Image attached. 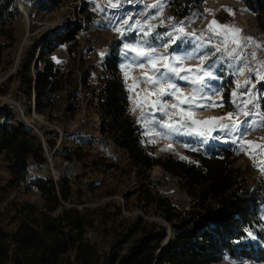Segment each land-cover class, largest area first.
<instances>
[{
    "label": "rangeland",
    "instance_id": "1",
    "mask_svg": "<svg viewBox=\"0 0 264 264\" xmlns=\"http://www.w3.org/2000/svg\"><path fill=\"white\" fill-rule=\"evenodd\" d=\"M34 5L33 15L36 20L48 21L58 18L55 26H65L68 19H76L77 13L84 6L86 12L81 14L85 28L78 33V46L70 53V43L59 44L58 47L46 59L51 60L56 66L62 68H77L76 77L80 83L81 69L87 66H99L102 59L114 49L119 55V68L124 78V72L121 69L122 64L130 63L121 55V50L125 43H136L140 38L139 29L129 31L123 20L128 19L129 24H134L140 20L142 25H157L155 33L163 34L170 30L171 23H182L185 31L195 33L193 37H186V43L181 45V49L176 50V45L168 49V54H187L192 53L197 45L204 46L199 49L197 55L192 59L186 60L185 66H194L199 63V55H208L206 64L216 62L215 75L219 78L212 81L217 89V93L212 99L217 104H223V107H193L194 118L205 120L210 117L226 116L233 112V121L239 124V131L221 130L219 125L214 126L211 137H204L195 134L185 135V129L180 133L170 132L168 129L161 128L158 121L166 119L159 112L151 115V109L146 106V114L141 117V109L136 108L135 112L130 111L134 106L133 101L137 99V93L151 86L144 83L142 71L133 65L130 77L124 80L128 97L129 112L140 126L142 143L151 156L167 157L173 156L178 159L188 158L187 151H202L204 153L217 151L221 147L230 148L238 156V165L244 170V184L249 191L256 193L259 202L258 232H252L256 237L247 239L256 248H260L257 257L250 259H238L230 262L231 264H264V170H261L260 161H264V152L255 145H264V126H258L261 121L256 115L244 116L238 109L243 108L239 101L247 99V96H240L236 104L232 101L236 99L232 96L236 89V81L239 79L243 83L246 79H251L255 88L252 89L259 97L255 101L259 105L254 108L249 105L246 110L250 112H264L261 101L263 90L260 82H257L254 72H245L244 75H238L237 69L244 67L246 62L249 67L255 68L256 62L251 58L252 48H246L243 51L248 53L245 62H236L228 58L223 52H216L215 45L220 44L222 36H211L208 31L209 22L216 19L221 24H231L242 29V35L253 37L264 45V0H164L165 7L162 15H157L159 9L150 8L157 0H121L120 7H111L107 0H67L59 6L51 5L48 0H29ZM116 0H112L115 3ZM16 1L0 0V75L9 70L15 55V48L21 38L22 15L17 12ZM210 10V11H206ZM230 10V11H229ZM155 17V19H152ZM171 18V21L169 20ZM161 20L164 26H161ZM115 27H123L125 34L122 36L114 30ZM37 36L28 51L26 52L18 72L13 78L0 83V95H10L20 102L24 115L28 120V126L40 138V133L30 125L40 126L42 136L45 141L51 139L54 141L51 162L48 156L46 163L28 160V167L22 174L19 182L15 186H6L8 180L12 177L11 170L7 167L8 161L4 154H0V225L7 231H13L17 228L22 213H19L16 207L22 203L35 205L37 215L47 211L50 202L43 195L38 187V182L47 181L52 178L56 183H63L69 186V195L67 199L60 198V204L51 213L54 216L63 214L66 210H71L70 217L82 218L84 229L77 236L75 246L65 254L72 264H110L112 253H123L134 243L139 233L135 232L130 236H125L128 230L136 224L139 216H142L145 222H155L165 225L169 235L172 230L169 224L158 215L151 207L146 210L138 200V192L145 180L137 176L135 167L130 164L126 154L116 147L109 139L103 136L95 127L98 116L93 110L95 103H91V93L80 83L78 108L74 111H68L66 105L71 102V97L61 92L55 97L54 108L52 110H36V95L30 96L21 88L20 69L29 60V52L35 46V57L30 66V73L34 75L38 61V55L43 50V44L46 41L44 32ZM202 37L203 39H197ZM211 37V42H209ZM167 42L165 37L162 40H152V46L158 51L163 52L161 44ZM179 44L180 42L177 41ZM223 47V45H221ZM175 50V51H174ZM104 53L103 56L100 53ZM134 55L130 53L131 57ZM36 60V61H35ZM45 60V59H44ZM42 60L39 66L42 68L45 61ZM257 60L264 61V50H257ZM59 61V62H58ZM140 81L137 87L131 92L128 86L134 83V79ZM185 93L190 90L192 85L185 81H176ZM89 84L96 86L94 75L89 78ZM251 85H245L239 89V93L246 92ZM227 94L229 99H226ZM222 97V100H221ZM154 99V97H152ZM174 102V101H173ZM202 103L207 104L208 101ZM3 107H9L13 110L14 120L18 119L19 113L13 105L0 102V111ZM187 108L188 105H183ZM66 109V110H65ZM179 119V117H174ZM244 122L240 124L239 122ZM256 121L257 124H252ZM221 123L229 124L231 121L225 120ZM195 127V126H193ZM215 137H218L216 139ZM239 137V139H238ZM42 140V138H41ZM154 141V142H153ZM235 141V142H233ZM241 141H254L251 147L244 144V151H240ZM47 144V143H46ZM171 145V148L167 146ZM48 146V145H47ZM249 153L252 154L250 158ZM78 155L83 159L79 160ZM77 164L75 174L69 172H60L54 170L57 167L67 168L70 165ZM53 168H52V165ZM65 164H67L65 166ZM149 180L153 191L162 196L168 197L172 204L178 208L187 209L190 206V197L180 186L176 177L166 172L161 166L155 165L148 171ZM79 212V215L76 212ZM68 220H64L65 230L74 234L75 229L69 227ZM88 243L90 249L84 251L82 243ZM90 250V251H89ZM224 262H228L224 259Z\"/></svg>",
    "mask_w": 264,
    "mask_h": 264
},
{
    "label": "trees",
    "instance_id": "2",
    "mask_svg": "<svg viewBox=\"0 0 264 264\" xmlns=\"http://www.w3.org/2000/svg\"><path fill=\"white\" fill-rule=\"evenodd\" d=\"M48 1L59 6L67 0ZM86 10L85 6L80 8L76 19H68L58 34L46 39L34 75L30 73V66L35 46L19 75L26 94L36 95L38 111L52 110L55 97L61 92L71 97L66 109L74 111L79 107V84L87 88L98 116L95 127L126 154L137 176L145 180L138 192L139 202L145 210L154 209L171 227L173 233L169 235L165 225L145 222L139 216L125 235L137 232L139 236L127 251L112 253L110 264H231L238 259L256 258L261 249L247 239L249 231H259V202L256 193L244 184V170L238 165L234 150L223 147L207 153L189 150L187 159L151 156L142 143L140 126L129 112L128 91L119 68V55L114 49L98 67H83L80 83L76 77L77 68L66 70L45 58L59 44L70 43L69 51L73 53L78 46V33L85 28L80 15ZM42 60L45 64L41 68ZM92 75L96 86L89 84ZM260 86L264 107V81ZM226 99H229L228 94ZM13 120V110L3 107L0 111V154L5 155L7 167L12 172L6 186L17 185L29 159L47 162L41 138L21 120ZM46 143L53 149L54 141L48 139ZM77 157L83 159L81 155ZM155 165L177 178L191 199L187 209L178 208L168 197L153 191L148 171ZM57 186L59 183L52 178L38 182L51 204L47 211L38 216L35 205L22 203L15 208L23 215L16 229L7 231L0 225V264H72L65 254L75 246L84 222L80 216L70 217L71 210L57 216L51 214L60 204V198L67 199L69 195L67 184ZM64 220L76 230L74 234L65 230ZM81 245L88 252L90 245L86 242Z\"/></svg>",
    "mask_w": 264,
    "mask_h": 264
},
{
    "label": "snow or ice",
    "instance_id": "3",
    "mask_svg": "<svg viewBox=\"0 0 264 264\" xmlns=\"http://www.w3.org/2000/svg\"><path fill=\"white\" fill-rule=\"evenodd\" d=\"M107 3L111 7L118 8L120 7L121 0H116L115 3H112V0H107ZM148 7L159 9L157 15H162L163 8L165 7L164 0H157L156 3L148 5ZM152 19H155V17H152ZM129 20H131V17L124 19L123 25H126L129 31L139 29L141 36L136 43H125L121 50V55L126 60H130V63L120 66L124 72V80L127 81L130 77L131 69L135 65L143 70V82L151 86L150 88L143 89L141 93H137V99L133 101L134 106L130 111L135 112L136 108L139 107L141 109V117L143 118L146 114L147 106L151 109V112L148 113L149 115L159 112L162 117H166V119L158 121L161 128L168 129L174 133H180L182 129H185V135L195 134L205 139L211 137V132L217 124L221 130L239 131V124L237 121L232 120L233 112L227 113L226 116L210 117L205 120L194 118L193 107H223L222 103L217 104L212 99V96L217 93V89L212 81L219 79L215 75L216 62L206 64L209 56L199 55V63L197 65L185 66L186 60L195 57L199 49L204 46L203 44L197 45L192 53L168 54V49L172 45H176V50L181 49V45L187 42L185 38L193 37L195 33L186 32L184 25L177 22L170 24L169 31L154 35L157 25L146 22L142 25L140 20H136L134 24H129ZM169 20L171 21V18ZM160 24L164 26V21L161 20ZM114 30L122 36L125 34L123 27H115ZM208 31L211 33V36L223 37L220 44L215 45V51L223 52L233 61L245 62L248 53H245L243 50L251 47L252 51L250 55L257 66L252 68L245 62L244 67L237 69V74L244 75L245 72H254L257 82L264 81V61L257 60V50H264V45L258 43L253 37L242 35V29L239 27L231 24H221L216 19L209 22ZM165 37L167 38V42L161 44L164 51L160 52L156 47L152 46V40H162ZM197 39L203 38L198 37ZM177 41L180 43L178 44ZM209 42H211V37H209ZM130 53L134 55L130 57ZM100 55L103 56L104 53L102 52ZM133 79L134 83L128 86L130 92L140 83L135 78ZM176 81H185L192 85V87L186 94L185 89ZM245 85H251V87L246 92L239 93L238 95L239 89L244 88ZM254 88L255 84H252L251 79H246L243 83L238 79L236 81V89L232 92V96L236 99L232 103L236 104L240 96H247V99L239 101L243 104V108H239L238 110L246 117L250 115L259 116L261 123L258 126H264V112L257 111L253 113L246 110L249 105H253L254 108L259 107L255 103L259 97L252 91ZM128 99L132 100V96L130 95ZM203 101H208L209 103L204 104L202 103ZM183 105H188L189 107L185 108ZM177 116L179 119H174ZM225 120L231 121V128L229 124L221 123ZM239 123L242 124L244 122L241 121ZM252 124H257V122L253 121ZM215 138L218 139V137ZM261 139H264V137ZM245 143L249 147L255 144L254 141H241L240 151H244ZM167 147L171 148L172 146L168 145ZM255 147L264 152V145H255ZM249 156L252 158L251 153H249ZM182 159H186V157H182ZM259 164L261 170H264V161H260ZM248 236L252 239L256 238L251 231L248 232Z\"/></svg>",
    "mask_w": 264,
    "mask_h": 264
},
{
    "label": "bare ground",
    "instance_id": "4",
    "mask_svg": "<svg viewBox=\"0 0 264 264\" xmlns=\"http://www.w3.org/2000/svg\"><path fill=\"white\" fill-rule=\"evenodd\" d=\"M22 6V28H21V38L19 39V42L15 48V55H14V59L13 62L9 68V70H7V72L3 75H0V83L5 82L8 80V78H6V75L11 72L13 73V76H15V74L18 72V69L21 65V62L26 54V52L28 51V48L30 47V45L32 44V42L34 41V39L39 36L42 32H35L34 30L36 29V27L39 26V21L41 20H36L34 18L33 15V7L34 5L29 2V1H24L21 3ZM46 23L45 24L44 29H48L51 28L52 26H56L58 23V18L55 20H51L48 23V20L45 19L44 20ZM38 25V26H37ZM13 78V77H12ZM0 102L2 103H6L9 105H13L15 108H20L22 109V106L20 104L19 101H17L13 95H0Z\"/></svg>",
    "mask_w": 264,
    "mask_h": 264
},
{
    "label": "water",
    "instance_id": "5",
    "mask_svg": "<svg viewBox=\"0 0 264 264\" xmlns=\"http://www.w3.org/2000/svg\"><path fill=\"white\" fill-rule=\"evenodd\" d=\"M18 5H19V10H20V13H22V6H21V3L24 2L25 0H16ZM26 1H29V0H26ZM31 2V1H29ZM45 20V19H44ZM44 20H41L39 21V26L36 27V29L34 30L35 32H41V31H45L47 30V32L44 34L45 38L48 39V38H51V37H54L56 34H58L61 30H62V27L59 26L58 28H56L55 26H52L51 28H46L43 30V28L45 27L43 23H46ZM50 21H48L49 23ZM36 61V60H35ZM13 76V73L9 72L7 75H6V78L8 79H11ZM10 96H12V94H10ZM15 108V107H14ZM18 113H19V117L18 119L21 120L22 122H24L25 124H28V120L27 118L25 117L24 115V112L23 110H21V107L20 108H15ZM31 127L35 128L41 135V138H42V145H43V148H44V153L48 156L49 158V161L51 162V157H52V153H50L49 149H48V146L46 144V141L44 139V137L42 136V128L40 126H34V125H30ZM52 165V164H51ZM67 164H65L66 166ZM78 165L75 163L74 165H70L69 167H65V168H61V167H57L55 168L54 170H58L60 172H69L71 174H75L76 173V169H77ZM52 168H53V165H52Z\"/></svg>",
    "mask_w": 264,
    "mask_h": 264
}]
</instances>
